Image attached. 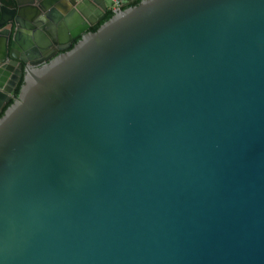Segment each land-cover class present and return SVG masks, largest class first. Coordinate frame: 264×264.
<instances>
[{
    "label": "water",
    "instance_id": "obj_1",
    "mask_svg": "<svg viewBox=\"0 0 264 264\" xmlns=\"http://www.w3.org/2000/svg\"><path fill=\"white\" fill-rule=\"evenodd\" d=\"M136 1L0 0V264H264V0Z\"/></svg>",
    "mask_w": 264,
    "mask_h": 264
},
{
    "label": "flooded vegetation",
    "instance_id": "obj_2",
    "mask_svg": "<svg viewBox=\"0 0 264 264\" xmlns=\"http://www.w3.org/2000/svg\"><path fill=\"white\" fill-rule=\"evenodd\" d=\"M138 1H141V0H138ZM137 2V1H136ZM135 2V3H136ZM123 8V7H122ZM98 13H99V11H98ZM76 42H77V39H76ZM60 53V52H59ZM13 66V64H11L10 62H5V63H2V64H0V70H2V71H5V72H7L8 71V67L9 66ZM24 65V64H23ZM35 66H39V65H35ZM26 68H27V66L26 65H24V67L22 68V69H20L18 66H16V67H14V70L13 71H11V77H10V80H12V82H15V86H14V88H13V92H12V94L10 95V101L9 102H7V103H5V107L7 106V104H9L10 102H11V100H14V98H15V96H14V91H15V89H16V87L18 86V84H19V82L23 79L24 80V78H25V74H26ZM20 72V74H19V76H18V73ZM5 73L3 72V73H1V76H3ZM16 77H18V80L17 81H15V78ZM7 86H9V87H11L10 85H8V83H7ZM15 100H17V99H15ZM5 107H3V109H2V111H1V113L3 112V110L5 109ZM0 113V114H1Z\"/></svg>",
    "mask_w": 264,
    "mask_h": 264
},
{
    "label": "trees",
    "instance_id": "obj_3",
    "mask_svg": "<svg viewBox=\"0 0 264 264\" xmlns=\"http://www.w3.org/2000/svg\"><path fill=\"white\" fill-rule=\"evenodd\" d=\"M140 3V1H137L136 3H134L133 5H131V6H136V5H138ZM128 7H123L122 9L123 10H125V9H127ZM114 15H115V13H114V11H112V10H108V12L106 13V15H105V17L103 18V20L102 21H100L98 24H96L95 26H93L92 28H91V31L92 32H96V31H98L99 30V28L104 24V23H106V22H108L109 20H111L113 17H114ZM80 40V38H78L77 39V42ZM76 42V43H77ZM23 84H24V80L22 79L20 82H19V84H18V86L16 87V89H15V91H14V96H15V98H14V100H11V102L9 103V104H7V106L5 107V109L3 110V112L0 114V118L4 115V113H5V111L13 104V102L15 101V99H17L18 97H19V94H20V91H21V88H22V86H23Z\"/></svg>",
    "mask_w": 264,
    "mask_h": 264
},
{
    "label": "built area",
    "instance_id": "obj_4",
    "mask_svg": "<svg viewBox=\"0 0 264 264\" xmlns=\"http://www.w3.org/2000/svg\"><path fill=\"white\" fill-rule=\"evenodd\" d=\"M106 1L109 9L112 11L122 8L121 0H109V3L108 0Z\"/></svg>",
    "mask_w": 264,
    "mask_h": 264
},
{
    "label": "crops",
    "instance_id": "obj_5",
    "mask_svg": "<svg viewBox=\"0 0 264 264\" xmlns=\"http://www.w3.org/2000/svg\"><path fill=\"white\" fill-rule=\"evenodd\" d=\"M96 10H98V7L94 6L93 9L91 10V12L95 14L97 12Z\"/></svg>",
    "mask_w": 264,
    "mask_h": 264
},
{
    "label": "clouds",
    "instance_id": "obj_6",
    "mask_svg": "<svg viewBox=\"0 0 264 264\" xmlns=\"http://www.w3.org/2000/svg\"><path fill=\"white\" fill-rule=\"evenodd\" d=\"M106 3H107V1H106ZM107 6H108V4H107ZM122 7H123V6H122ZM108 10H110L109 7H108Z\"/></svg>",
    "mask_w": 264,
    "mask_h": 264
},
{
    "label": "rangeland",
    "instance_id": "obj_7",
    "mask_svg": "<svg viewBox=\"0 0 264 264\" xmlns=\"http://www.w3.org/2000/svg\"><path fill=\"white\" fill-rule=\"evenodd\" d=\"M108 3H109V0H108Z\"/></svg>",
    "mask_w": 264,
    "mask_h": 264
}]
</instances>
